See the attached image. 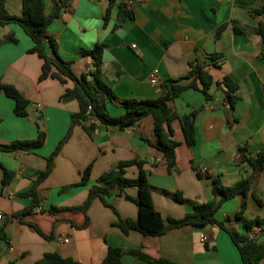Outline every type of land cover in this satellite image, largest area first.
Instances as JSON below:
<instances>
[{
	"label": "crops",
	"instance_id": "obj_1",
	"mask_svg": "<svg viewBox=\"0 0 264 264\" xmlns=\"http://www.w3.org/2000/svg\"><path fill=\"white\" fill-rule=\"evenodd\" d=\"M55 1L44 0L46 13ZM21 2L6 0L5 8L21 16ZM108 4L109 0H71L70 7L47 28L59 56L72 61L73 73L80 76L93 61L80 52L103 44L101 72L115 96L107 103V111L114 117L124 113V100L158 99L164 85L187 76L190 65L203 67L213 81L208 89L211 100L206 101L198 89L190 88L168 103L179 116L196 110V143L187 145L179 120L172 121L173 139L179 146L175 151L176 171L168 172L165 158L156 147L150 115L124 130L92 120L96 126L92 137L82 126L74 127L52 171L37 188L40 207L24 218L51 237L44 239L12 215L29 205L30 200L19 194L32 188L37 172L47 168L46 158L65 136L70 115L79 106L72 98L60 99L64 90L73 86L71 80L66 84L50 77L39 81L42 60L28 52L33 43L23 30L13 24L0 27V36L12 32L17 39V43L0 46V83L12 85L30 101L27 116L17 117L14 102L0 93V145L35 139L38 121L46 135L43 146L33 150H0V225L5 224L9 242V246L0 243V264H36L45 253L69 257L81 264H100L108 246L140 250L152 259L178 264H242L228 234L215 225L184 226L158 237L132 230L123 234L112 226L116 221L112 209L99 199L87 210L86 228L76 227L83 225L84 214L71 210L85 201L89 186L103 172L118 162L134 159L144 162L143 171L155 189L151 191L153 206L163 219L181 218L192 207L159 190L180 192L195 203H205L212 200L214 178L230 186L248 176L252 177L261 204L248 194L243 217L264 219V172L253 173L248 164L241 162L239 153L240 148H245L253 156L264 149V57L260 38L253 32L262 21V15L253 10L264 9V0H116L106 19ZM120 7L130 11L131 17L120 18ZM153 69L158 71L157 85L149 81ZM225 78L238 85L234 108L227 107V89L221 84ZM189 83L190 79L179 82ZM90 164L88 185L61 191L78 183ZM1 166L14 175L4 187ZM138 170L129 166L125 176L135 179ZM137 191V187L129 186L124 192L134 198ZM240 204L241 197H233L221 205L215 218L220 221L230 217L228 226L264 244V232L256 228L248 232L233 218ZM113 205L121 218L137 219L139 208L125 195L115 197ZM52 209L56 210L51 212ZM202 238L206 240L201 242ZM121 264L151 263L124 254Z\"/></svg>",
	"mask_w": 264,
	"mask_h": 264
},
{
	"label": "trees",
	"instance_id": "obj_2",
	"mask_svg": "<svg viewBox=\"0 0 264 264\" xmlns=\"http://www.w3.org/2000/svg\"><path fill=\"white\" fill-rule=\"evenodd\" d=\"M116 0H109L106 8V19L109 16L111 4ZM6 0H0V27L8 26L10 24L20 27L23 32L32 40L29 53L37 55L42 60L41 73L39 81L47 78H53L61 84H66L68 80L73 82L71 88H66L62 93L60 99L62 101L72 98L78 103V111L70 115V126L67 129L65 136L60 140L56 148L48 155L47 168L44 171L37 172L36 179L33 182L32 188L19 194L21 198H28L30 203L24 209L12 215L22 224H27L32 227L34 231L44 239H51L49 235L41 232L38 225L24 220L26 216H30L33 211L40 207V199L37 193L39 184L49 175L54 167V161L57 154L62 148L63 144L69 139L72 129L76 126H82L84 131L90 136H93V131L96 128L92 120L98 121L106 127H112L116 130H124L130 126L139 123L144 117L151 116L154 121L153 132L156 138V147L161 152L166 161L168 172L176 171L175 151L179 143L173 139V128L171 123L173 120H179L182 128V133L187 145L192 146L196 143L194 134V116L196 110H192L187 115L179 116L176 112L172 111L168 103L186 89H198L204 96L206 101L211 100L208 89L213 84L211 77L203 71V67L198 65H190L187 76L183 79H190L187 85L179 84L180 80L170 81L169 84L164 85L163 93L158 99H127L122 102L124 113L120 116L114 117L107 111V103L115 99L112 90L104 81L101 66H102V51L103 44L95 45L90 50H82V56H88L93 61L89 70L80 76H76L72 69V61L63 60L58 52L56 42L47 33V28L53 20L60 17V15L70 7L71 0H60L53 3L51 11L45 12L44 0H22V14L21 16H14L10 14L5 8ZM253 13L262 15V21H259L258 27L253 29V32L259 36L261 41V55L264 57V9H254ZM131 17L130 11L124 7H120V18ZM238 31V30H237ZM17 43V39L12 32L0 36V46L5 43ZM50 48V53L46 49V45ZM200 84L201 88H198ZM226 87V100L231 108H234L238 97L234 92L238 89V85L231 79L225 78L222 83ZM0 93H4L7 97L11 98L14 102L13 113L17 117L27 116V107L30 101L26 99L19 91L12 85L0 83ZM37 136L31 140H20L9 143L7 145H0V150L14 151V150H33L43 146L45 143L46 135L42 130V124L37 122ZM241 162L248 164L254 172H264V149L259 153L251 156L248 155L245 148H240ZM142 160H129L118 162L114 167L103 172L94 185L89 186L88 194L85 201L78 207L73 208L71 211L82 212L85 216L83 225L76 226L79 229L86 228L89 223L87 210L95 199H99L102 204L112 209L113 214L116 216V221L112 223L113 227L118 228L123 234L128 232L137 231L143 236L158 237L167 233L171 229H178L184 226H192L194 228L204 227L207 225H215L216 227L225 231L240 254L242 264H260L264 259V244L258 242L256 239L248 237V234H240L228 226L231 221L230 217H225L223 220H217L215 214L221 205L233 197H241V204L238 212L234 214L233 218L240 221L248 232L256 228L260 232H264V219L252 218L245 219L247 206V196H251L261 204L260 199L254 191L252 177L248 176L243 178L238 183L236 182L230 186H224L216 178L212 181V200L205 203H195L189 200L180 192H170L167 190H159L161 194L169 196L182 204L191 205L192 210L186 213L181 218H174L168 216L163 219L158 211L154 208L151 199V191L155 190L154 187L148 182L147 175L143 171ZM136 166L138 170L135 179L125 176V170L129 166ZM2 169V187L10 184L14 175L10 170ZM91 164L86 167L81 173V180L74 184L61 189L67 190L70 188H77L80 186L88 185ZM197 172V175L201 177ZM129 186L137 187V196H129L125 194V189ZM125 195L129 200H132L139 208L138 217L135 220L132 218H121L116 208L113 205V199L117 196ZM56 209H52L54 212ZM5 224L0 225V242L6 243L9 246L7 234L4 231ZM124 254H131L151 264H178L167 259H152L140 250L113 248L108 246L106 255L100 264H121V258ZM11 264V263H10ZM36 264H81L69 259L63 258L55 253H45L43 257Z\"/></svg>",
	"mask_w": 264,
	"mask_h": 264
},
{
	"label": "built area",
	"instance_id": "obj_3",
	"mask_svg": "<svg viewBox=\"0 0 264 264\" xmlns=\"http://www.w3.org/2000/svg\"><path fill=\"white\" fill-rule=\"evenodd\" d=\"M60 0H56V2H59ZM135 45H133L132 47H134ZM149 81L152 84H158L159 83V79H158V71L157 69H153L150 73H149ZM229 108V103L228 106ZM206 240V238H202L201 242H204ZM64 242H67V240L65 239Z\"/></svg>",
	"mask_w": 264,
	"mask_h": 264
},
{
	"label": "water",
	"instance_id": "obj_4",
	"mask_svg": "<svg viewBox=\"0 0 264 264\" xmlns=\"http://www.w3.org/2000/svg\"><path fill=\"white\" fill-rule=\"evenodd\" d=\"M1 243V242H0Z\"/></svg>",
	"mask_w": 264,
	"mask_h": 264
}]
</instances>
